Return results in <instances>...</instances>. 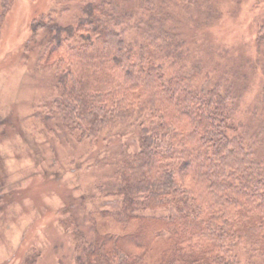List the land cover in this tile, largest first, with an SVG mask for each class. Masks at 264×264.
<instances>
[{
	"label": "trees",
	"instance_id": "trees-1",
	"mask_svg": "<svg viewBox=\"0 0 264 264\" xmlns=\"http://www.w3.org/2000/svg\"><path fill=\"white\" fill-rule=\"evenodd\" d=\"M170 1L199 10L211 2L138 0L139 47L109 5L86 4L41 60L58 73L52 105L71 136L93 141L118 126L138 134V151L115 173L119 233H97L80 264H264V158L236 133L226 93L196 85L195 73L165 78L161 56L178 47L160 7ZM256 34L264 56V22ZM159 211L168 213L143 215ZM162 239L160 258L147 261Z\"/></svg>",
	"mask_w": 264,
	"mask_h": 264
},
{
	"label": "rangeland",
	"instance_id": "rangeland-1",
	"mask_svg": "<svg viewBox=\"0 0 264 264\" xmlns=\"http://www.w3.org/2000/svg\"><path fill=\"white\" fill-rule=\"evenodd\" d=\"M103 1L125 40L142 45L138 0H0V264H80L97 233H119L115 173L124 154L138 151L137 131L118 126L93 141L71 136L52 105L60 93L56 68L40 65L58 30L86 4ZM163 4L177 36L171 45L178 41L161 56L165 78L195 73L196 85L226 93L236 133L262 160L264 56L255 45L264 2L211 0L200 10ZM166 247L165 239L154 244L147 261Z\"/></svg>",
	"mask_w": 264,
	"mask_h": 264
}]
</instances>
